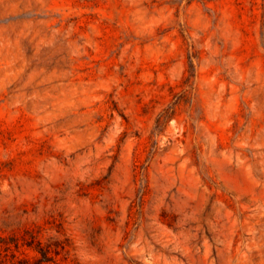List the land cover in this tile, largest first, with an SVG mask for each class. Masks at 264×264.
Segmentation results:
<instances>
[{
  "label": "rangeland",
  "instance_id": "obj_1",
  "mask_svg": "<svg viewBox=\"0 0 264 264\" xmlns=\"http://www.w3.org/2000/svg\"><path fill=\"white\" fill-rule=\"evenodd\" d=\"M40 246L264 264V0H0V264Z\"/></svg>",
  "mask_w": 264,
  "mask_h": 264
},
{
  "label": "trees",
  "instance_id": "obj_2",
  "mask_svg": "<svg viewBox=\"0 0 264 264\" xmlns=\"http://www.w3.org/2000/svg\"><path fill=\"white\" fill-rule=\"evenodd\" d=\"M28 245H30L29 243H27ZM15 247L18 248V243L16 242L15 243ZM37 250L40 252L41 254V258L38 259V263L37 264H40L41 261L43 260H47V249H44L42 248L41 246L40 247H37Z\"/></svg>",
  "mask_w": 264,
  "mask_h": 264
}]
</instances>
